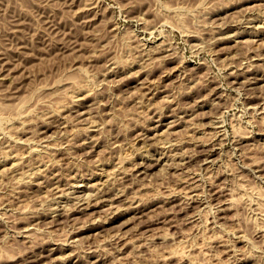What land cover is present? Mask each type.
I'll use <instances>...</instances> for the list:
<instances>
[{
	"label": "rangeland",
	"instance_id": "374dc122",
	"mask_svg": "<svg viewBox=\"0 0 264 264\" xmlns=\"http://www.w3.org/2000/svg\"><path fill=\"white\" fill-rule=\"evenodd\" d=\"M0 264H264V0H0Z\"/></svg>",
	"mask_w": 264,
	"mask_h": 264
},
{
	"label": "bare ground",
	"instance_id": "6f19581e",
	"mask_svg": "<svg viewBox=\"0 0 264 264\" xmlns=\"http://www.w3.org/2000/svg\"><path fill=\"white\" fill-rule=\"evenodd\" d=\"M2 56H3V55H2ZM260 194H261V193H260ZM262 194H263V193H262ZM258 195H259V194H258ZM191 196H193V195H191ZM259 196H260V195H259ZM259 196H258V197H259ZM184 198H185V197H184ZM187 198H190V197H189V194H188V197H187ZM191 199H192V197H191ZM191 199H190V200H191ZM260 199H261V198H260ZM257 200H258V201H257ZM257 200H256V203H257V202L261 203V201H260L259 199H257ZM239 237H240V236H239Z\"/></svg>",
	"mask_w": 264,
	"mask_h": 264
}]
</instances>
